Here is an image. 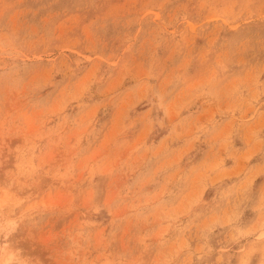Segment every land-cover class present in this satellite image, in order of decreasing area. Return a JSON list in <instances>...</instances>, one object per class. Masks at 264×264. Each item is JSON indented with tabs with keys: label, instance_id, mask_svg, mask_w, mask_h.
<instances>
[{
	"label": "rangeland",
	"instance_id": "1",
	"mask_svg": "<svg viewBox=\"0 0 264 264\" xmlns=\"http://www.w3.org/2000/svg\"><path fill=\"white\" fill-rule=\"evenodd\" d=\"M0 264H264V0H0Z\"/></svg>",
	"mask_w": 264,
	"mask_h": 264
}]
</instances>
